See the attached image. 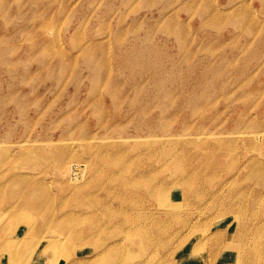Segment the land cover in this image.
<instances>
[{"label": "rangeland", "instance_id": "1", "mask_svg": "<svg viewBox=\"0 0 264 264\" xmlns=\"http://www.w3.org/2000/svg\"><path fill=\"white\" fill-rule=\"evenodd\" d=\"M95 151L109 158L92 179ZM255 159L264 166V0H0V177L24 176L31 193L6 185L0 208L35 217L7 233L0 218L18 252L0 264H264ZM100 197L133 217L151 207L141 247L106 252L125 217L102 215L93 239L91 221L51 222L91 215Z\"/></svg>", "mask_w": 264, "mask_h": 264}, {"label": "bare ground", "instance_id": "2", "mask_svg": "<svg viewBox=\"0 0 264 264\" xmlns=\"http://www.w3.org/2000/svg\"><path fill=\"white\" fill-rule=\"evenodd\" d=\"M84 152H85V154L89 155V154L92 153V149L90 147H86V149L84 150ZM65 156H66V153H65V155L64 154H60L58 156L59 161H64L65 158H66ZM71 156H73V154L71 155V153H70L68 157H71ZM107 157L109 158V156L106 153H103V151L102 152L95 151L94 157L91 160H88V162L90 164L89 173L91 174L92 179H93V177L96 174H98V173L100 174L101 170L99 171L98 165L102 162V159H106ZM259 160H256V159L255 160H252L251 161L252 162V165L250 166V168L252 170H255V171H260V172L263 171L264 172V166H263V164L261 162H259ZM122 162H125V161H122ZM75 166L78 167L77 165H75ZM73 168H75V167H73ZM85 168H87V165H85ZM60 169L61 170L63 169L62 163L60 165ZM85 170L86 169H84L83 171H81V178L80 179H83L84 175L86 176L87 170L86 171ZM124 172L127 173L128 170H125ZM73 176H76V175H73ZM195 176H198V175L196 174ZM113 178H114V180L118 181L120 179H123L124 177L114 175ZM69 179H70L69 180L70 182H68V184H69V187L68 188L71 187V189L77 195H79L81 197L82 196L84 197V196L87 195V193L85 194L84 193L85 191H83L82 187L80 186V181H77V179H72L71 177ZM134 182H135L134 180L133 181H130V183H132L133 185L138 186V183H136L138 181H136L135 183ZM86 184L87 183H85L84 185H86ZM6 185H10L14 189H18L19 191H21V193H22L21 196L24 197V198H29L31 196L29 186L28 185H25V177L24 176H21V177L20 176H17L16 178L12 177V179L7 180V181H5L4 179H2L0 177V195H1V192H2L3 188H5ZM180 185H182V184L180 183ZM145 186L148 187L147 184ZM175 187L179 188V186H175ZM175 187H173V188H175ZM150 190H152V192H153V188H151ZM125 195L126 194L122 195V197H124ZM151 196H152V194H151ZM127 197L130 199L131 202H133V200L136 199L135 197L129 196V195H127ZM152 197L154 199L157 198L155 196H152ZM118 199H120V198H117V200ZM0 200H2L1 199V196H0ZM158 200L159 201H162L161 199H158ZM177 200H178V197H177V195H174V194H172L171 195V198L169 199L170 203L172 202V204H174V205H178L180 203V201H177ZM122 203L124 204L125 202H122ZM25 204L26 203H24L23 205H25ZM89 205L93 207L92 208L93 210H92L91 215L88 214V215H85L84 218H81V217L78 216L79 214L78 215L77 214L75 215V214H73L71 212L72 214L68 213L67 215L61 217L60 219L58 218V220L55 219V218H53L51 222L54 223L60 229L67 228L68 231L70 232V230H72V226L70 225L71 222L74 221L77 224V223H81L82 221H86V220L91 221L93 223H91V228H88V230L91 231V233H93L91 235V239H93L94 235H95L94 238H96L98 236V234L103 229L102 225L99 224L100 217L102 215L107 216L110 220H116L117 218L125 217L124 220L126 222H129V224H131V227L130 228H127V230H123L122 229V231L126 234V237H124L121 242L120 241H117V242H113L111 245H108L107 246V249L109 248V250L106 249V252H115L117 250H120V249L124 248V245H123L124 243L127 244V247L128 248H132V247H135V246H140L139 245V242H142V240H141L142 238H143L144 241H146V239H148L149 232L146 229H144L145 226L142 225V224H140V223H138V221L144 220V219H149L150 217H152V215L154 213H153L151 207L146 206L144 212H142V211H140L138 209H134L135 212H136V215L133 217V215L131 213L129 214V216L127 215V213L129 212V210H128V208H125L126 205H124L121 208V212L114 213V208L115 207H113L109 203L103 202V199L101 197L99 198L98 201L92 202V204H90V203L87 204V206H89ZM26 206H28V205H26ZM26 206H23L22 207V206L19 205V208H15V204H12V205H9L7 207L4 206V207L0 208V218H2L4 216L7 217V218H9L8 221L5 223V225L2 227L3 230L6 233L8 231H12V230L13 231H18L20 229L19 227L24 223V218H28V219L29 218L30 219H34L35 218V217H23L22 216V212H21L20 209L21 208H24ZM80 216H83V215H80ZM159 219L161 220V217ZM26 223H28V222H26ZM162 223H164V221H162ZM48 236L49 235H47V237ZM88 240H90V239H88ZM52 241H53V239H52ZM118 242H120V243H118ZM39 243H40V241L37 242L36 245H34L35 246V249L37 247H39ZM116 243H118V244H116ZM28 249H29V245H26V246L20 247L18 251H19V253H28L29 252ZM50 249H51V247H50ZM1 251L2 252H7L8 255L10 254L9 255L10 257L8 256L9 258H12V255H14V254H18L17 250L14 249L9 243L8 244H3V243L0 242V252ZM103 253L95 256V257H97L95 260H102L104 258V254ZM129 254L130 255L128 256V259H130L134 255V254H131V253H129ZM145 257H146V255H145ZM143 258H144V256H143ZM10 261H11V259H10ZM122 262H125V261H122ZM152 262H154V261H152ZM86 263L92 264L91 262H86ZM136 264H152V263L150 261H140V260H138L136 262Z\"/></svg>", "mask_w": 264, "mask_h": 264}]
</instances>
